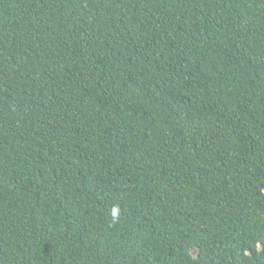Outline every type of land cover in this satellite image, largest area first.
Listing matches in <instances>:
<instances>
[{
  "label": "trees",
  "instance_id": "trees-1",
  "mask_svg": "<svg viewBox=\"0 0 264 264\" xmlns=\"http://www.w3.org/2000/svg\"><path fill=\"white\" fill-rule=\"evenodd\" d=\"M0 264H264V0H0Z\"/></svg>",
  "mask_w": 264,
  "mask_h": 264
}]
</instances>
